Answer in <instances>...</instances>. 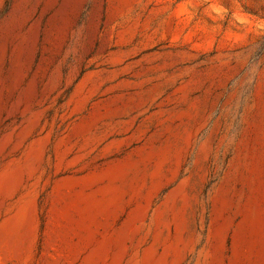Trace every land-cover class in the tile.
Masks as SVG:
<instances>
[{
    "label": "rangeland",
    "instance_id": "obj_1",
    "mask_svg": "<svg viewBox=\"0 0 264 264\" xmlns=\"http://www.w3.org/2000/svg\"><path fill=\"white\" fill-rule=\"evenodd\" d=\"M0 264H264V0H0Z\"/></svg>",
    "mask_w": 264,
    "mask_h": 264
}]
</instances>
